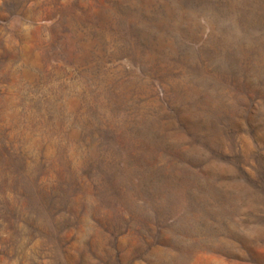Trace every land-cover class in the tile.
Masks as SVG:
<instances>
[{
	"label": "rangeland",
	"instance_id": "rangeland-1",
	"mask_svg": "<svg viewBox=\"0 0 264 264\" xmlns=\"http://www.w3.org/2000/svg\"><path fill=\"white\" fill-rule=\"evenodd\" d=\"M0 264H264V0H0Z\"/></svg>",
	"mask_w": 264,
	"mask_h": 264
}]
</instances>
